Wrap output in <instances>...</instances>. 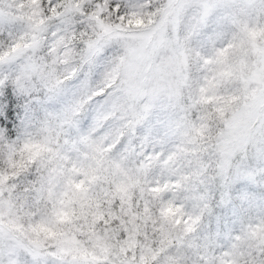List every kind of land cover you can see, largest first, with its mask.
<instances>
[{
	"label": "snow or ice",
	"instance_id": "6c2138e0",
	"mask_svg": "<svg viewBox=\"0 0 264 264\" xmlns=\"http://www.w3.org/2000/svg\"><path fill=\"white\" fill-rule=\"evenodd\" d=\"M0 264H264V0H0Z\"/></svg>",
	"mask_w": 264,
	"mask_h": 264
}]
</instances>
